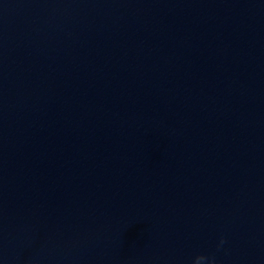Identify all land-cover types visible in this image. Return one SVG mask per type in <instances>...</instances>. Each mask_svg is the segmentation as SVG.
I'll use <instances>...</instances> for the list:
<instances>
[{"label":"clouds","instance_id":"obj_1","mask_svg":"<svg viewBox=\"0 0 264 264\" xmlns=\"http://www.w3.org/2000/svg\"><path fill=\"white\" fill-rule=\"evenodd\" d=\"M221 244L224 243L223 239H221ZM206 259H208L207 257H205L204 255H198L195 258L194 264H200L201 261H205ZM209 264H214V261H209Z\"/></svg>","mask_w":264,"mask_h":264}]
</instances>
